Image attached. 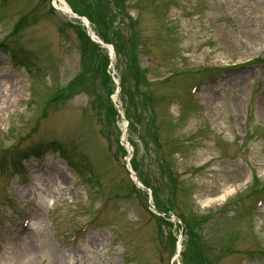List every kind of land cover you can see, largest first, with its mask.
<instances>
[{
    "label": "rangeland",
    "instance_id": "obj_1",
    "mask_svg": "<svg viewBox=\"0 0 264 264\" xmlns=\"http://www.w3.org/2000/svg\"><path fill=\"white\" fill-rule=\"evenodd\" d=\"M62 1L81 10L79 0ZM126 2L137 19L135 33L123 27L124 16L113 15L124 44L110 73L134 92L128 50L133 35L153 103L145 105L143 84L133 105L113 97L139 123L140 135L126 131L123 139L137 144L160 201L173 200L172 215L199 220L217 213L198 229L209 246L207 258L220 256L214 264H264V196L247 195L252 172L260 180L255 189L264 186V65L256 62L264 60V0ZM52 4L0 0V43L34 68L27 73L13 66L8 50L0 48V161L10 146V154L28 157L19 172L0 162V264H170L171 231L133 191L116 128L105 116L106 92L86 28ZM24 15L27 24L11 36ZM93 19L103 30V22ZM83 68L89 72L85 90L46 109L48 98ZM115 123L126 127L122 118ZM154 124L155 148L147 136ZM53 140L85 166L82 179L52 151L39 160L29 154ZM164 167L172 171L176 192Z\"/></svg>",
    "mask_w": 264,
    "mask_h": 264
},
{
    "label": "trees",
    "instance_id": "obj_2",
    "mask_svg": "<svg viewBox=\"0 0 264 264\" xmlns=\"http://www.w3.org/2000/svg\"><path fill=\"white\" fill-rule=\"evenodd\" d=\"M79 1H80L79 4L81 7V10L76 11L75 10L76 8L74 9L72 7L74 12H76L79 15L86 16L88 20H90L91 23L98 26L99 30L96 32L97 35L100 37V39H102L105 42V44L108 42L110 44H113L116 55L121 57L120 53H122L121 49L124 44L123 43L124 40L122 39V37L124 38V36L122 32H119L116 34V32L114 31L115 27L112 25V20L114 19L113 15H115L116 19L118 18L119 15L124 16V19H126V25L125 26L123 25V27L127 28L128 30L133 29L134 24L137 21V19L134 21V19L132 20L131 18H129V15L127 14L128 12H126L129 10V7H127L128 5L125 2L126 0H94L96 4L91 3L89 0H79ZM93 18L103 22L102 23L103 30L100 29L99 24H97L98 22L94 21ZM119 20L123 21L122 18H119ZM23 26H24L23 20H19L18 24L14 28L13 33L17 34ZM130 39L133 42H132V45L128 47V50L130 51L131 57H132V60L129 63L130 64L129 74L131 76V79H134L135 83H137L138 85L143 84L145 86L143 87L147 88V90L144 92V96L146 97L145 105L149 107L150 104L153 103V101L151 99L149 100V98L147 97V91L150 90L149 88L150 83H148V81L145 78L140 76V75H144V72L142 74L140 67L138 65V56H137L138 53L135 48V45H136L135 37L131 35ZM87 41H88L89 48H92L93 55L96 56L97 60L99 61V67L95 69V72L96 74H98V76L101 77V83L103 85L102 88L105 89V92H106L105 93L106 95L105 106H104V110L106 112L105 116L106 118L114 119L117 116V112L113 104L110 101V95H112L114 92V86L109 78V75H107V72H106V69L108 66L107 64L109 63L107 52L106 50L101 49L99 45H95L94 43H92L88 37H87ZM12 59L16 61L14 56ZM24 66H25L24 69L29 70L28 65H24ZM87 73L89 72L88 71L84 72V68H83V71L80 73L81 75L79 74L80 76L79 75L78 77L76 76L75 79H73V81L67 85V87L65 86L64 88L60 89L52 98H50L51 101H54V102L59 101L62 98L70 96L73 92L81 90L82 88L83 90H85L87 85H84V80H85V77H87ZM119 85L121 88L122 99L125 101L126 104L133 105L132 103L133 98H134L133 94H135V91L139 93V89L137 87L138 85L135 86L134 92L130 91L124 86L123 78L121 79ZM141 103L144 104V101ZM128 119L130 120V126L132 129H134L135 125L139 124L136 119L133 120L134 122L131 121V118L128 117ZM153 129L150 126L147 136L152 138L153 144L155 146H160L156 128H153ZM121 151L124 153L123 149H121ZM133 167L135 170H138L137 166L134 163H133ZM164 170H165V173H167V176H169V178L172 180V182L176 181L173 177H170L172 176V171L167 170L165 167H164ZM160 171H162L161 168H160ZM146 176L147 175L143 174L142 180L143 182H145L146 185L149 186L150 185L149 180H148V177ZM163 178L165 179L166 176L163 175ZM174 187H175V183L173 182V188ZM174 190L176 192V187L174 188ZM156 191H157V187L155 186V188H153V194H154L153 196L156 202V208L158 211L162 213H167L169 209L168 207H165L164 204H161L159 199H157ZM210 219H211L210 216H205L204 218L201 219V222L209 221ZM180 220L184 224V229L186 231V235L188 236L186 239V250L183 255L184 264H205L206 262L204 263L202 253L199 247L200 238L198 237L197 233L194 231L197 228L198 224H200V221L196 222L193 219L185 221L182 218H180ZM158 221L165 225H169L170 227H172V224L169 221H166L165 219H159ZM171 240H173L172 242V246H173L175 242V237L171 236Z\"/></svg>",
    "mask_w": 264,
    "mask_h": 264
},
{
    "label": "bare ground",
    "instance_id": "obj_3",
    "mask_svg": "<svg viewBox=\"0 0 264 264\" xmlns=\"http://www.w3.org/2000/svg\"><path fill=\"white\" fill-rule=\"evenodd\" d=\"M49 171H50V169H49Z\"/></svg>",
    "mask_w": 264,
    "mask_h": 264
}]
</instances>
